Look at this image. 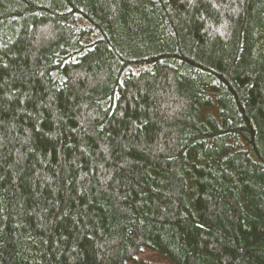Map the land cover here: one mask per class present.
Returning <instances> with one entry per match:
<instances>
[{
    "label": "trees",
    "instance_id": "16d2710c",
    "mask_svg": "<svg viewBox=\"0 0 264 264\" xmlns=\"http://www.w3.org/2000/svg\"><path fill=\"white\" fill-rule=\"evenodd\" d=\"M0 264H264V0H0Z\"/></svg>",
    "mask_w": 264,
    "mask_h": 264
},
{
    "label": "rangeland",
    "instance_id": "374dc122",
    "mask_svg": "<svg viewBox=\"0 0 264 264\" xmlns=\"http://www.w3.org/2000/svg\"><path fill=\"white\" fill-rule=\"evenodd\" d=\"M144 255H146L145 257L146 259L151 260V261H158V259H160V257L156 253L148 252L147 254H144Z\"/></svg>",
    "mask_w": 264,
    "mask_h": 264
}]
</instances>
